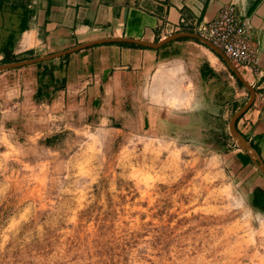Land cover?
Instances as JSON below:
<instances>
[{
	"label": "rangeland",
	"instance_id": "1",
	"mask_svg": "<svg viewBox=\"0 0 264 264\" xmlns=\"http://www.w3.org/2000/svg\"><path fill=\"white\" fill-rule=\"evenodd\" d=\"M18 102L0 99V264H264L248 203L263 175L209 133L152 136L132 106L81 121Z\"/></svg>",
	"mask_w": 264,
	"mask_h": 264
},
{
	"label": "crops",
	"instance_id": "2",
	"mask_svg": "<svg viewBox=\"0 0 264 264\" xmlns=\"http://www.w3.org/2000/svg\"><path fill=\"white\" fill-rule=\"evenodd\" d=\"M231 3L249 22L260 69L253 73L237 68L255 89L257 105L236 127L264 161V0H0L1 62L123 39L1 71L0 99L20 98L23 106L60 109L81 121H101L104 115L117 116L122 107H137L142 127L152 136L201 138L209 133L224 153L234 154L239 169L249 168L251 164L244 166L237 157L243 151L227 118L245 105L246 93L239 92L220 58H212L210 47L192 36ZM178 34L183 36L158 48L143 44ZM171 91L179 95L175 102L166 96ZM261 180L253 188H264Z\"/></svg>",
	"mask_w": 264,
	"mask_h": 264
},
{
	"label": "built area",
	"instance_id": "3",
	"mask_svg": "<svg viewBox=\"0 0 264 264\" xmlns=\"http://www.w3.org/2000/svg\"><path fill=\"white\" fill-rule=\"evenodd\" d=\"M199 35L220 48L237 68L260 73L258 48L249 22L238 15L235 3L224 6L216 19L200 28ZM253 105H257V98Z\"/></svg>",
	"mask_w": 264,
	"mask_h": 264
},
{
	"label": "water",
	"instance_id": "4",
	"mask_svg": "<svg viewBox=\"0 0 264 264\" xmlns=\"http://www.w3.org/2000/svg\"><path fill=\"white\" fill-rule=\"evenodd\" d=\"M181 36H183V35L182 34L173 35L171 37H168L164 40L159 41L158 43H154V44L143 43V44L150 46V47L158 48V47H161L163 44H165L171 40H174L178 37H181ZM192 36L199 39L202 43H204L205 45L210 47L212 50H214L218 55H220L222 57V59L227 63L229 68L234 72V74L239 79V81L242 82V84L244 86H246V88L249 90L250 97H249L248 101L245 103V105L241 109L236 111V113L233 115V117L230 120L229 127H230L231 136L233 137V139L236 142V144L238 145V147H240L241 151H243L245 154H247L251 158V160L255 164V166L264 175V161L262 160L260 154L253 147V145L244 137V135L238 131V129L236 127L237 120L244 113H246V111L253 105V102L256 98L255 89L249 84V82L245 79V77L242 75V73L237 69V67L234 65V63L225 55V53L220 48L215 46L211 41L201 37L200 35L193 34ZM103 41L116 42V41H123V39L117 38V39L99 40V41L81 44V45L75 46L73 48L60 51V52L51 53V54L46 55V56L31 58L28 60H18V61H12L9 63H2V64H0V72L5 71V70L14 69V68H19V67H22L25 65H31V64H36V63L45 62V61L53 60L56 58H60V57L65 56L69 53L79 51L83 48H86V47L91 46L95 43H100Z\"/></svg>",
	"mask_w": 264,
	"mask_h": 264
},
{
	"label": "trees",
	"instance_id": "5",
	"mask_svg": "<svg viewBox=\"0 0 264 264\" xmlns=\"http://www.w3.org/2000/svg\"><path fill=\"white\" fill-rule=\"evenodd\" d=\"M202 44L205 45L204 43H202ZM205 46L208 47L207 45H205ZM212 51L220 58V60L226 65V67H228L231 74L236 78L237 82L243 86V84L239 81V79L236 77L234 72L229 68L227 63L222 59V57L220 55H218L214 50H212ZM13 59H14V61H17L16 58H13ZM4 61H5V59H4ZM4 61H2V62L0 61V64L5 63ZM217 142H218V140H217ZM252 145L255 149L258 150V148L255 144L252 143ZM237 157L244 164V166H246L248 164L253 165L251 158L247 154H245L243 152H238ZM248 203L252 207V209H254L255 211L264 213V188H262L260 186H256L255 188H253L249 193V202Z\"/></svg>",
	"mask_w": 264,
	"mask_h": 264
},
{
	"label": "bare ground",
	"instance_id": "6",
	"mask_svg": "<svg viewBox=\"0 0 264 264\" xmlns=\"http://www.w3.org/2000/svg\"><path fill=\"white\" fill-rule=\"evenodd\" d=\"M31 40V39H30ZM206 47V46H205ZM209 49V48H208ZM211 53V52H210ZM211 56H212V58L213 59H215V60H219V57L216 55V54H213V53H211L210 54ZM173 66V65H172ZM181 66V65H180ZM174 68V67H173ZM172 68V69H173ZM182 68V67H181ZM170 69H171V67H170ZM175 70V69H174ZM181 70H183V69H181ZM169 71V70H168ZM180 71V70H179ZM158 72V71H157ZM176 74V73H175ZM158 75V74H157ZM162 76V75H161ZM159 77V76H158ZM172 78H174V77H172ZM160 80V79H159ZM167 80H169V79H167ZM162 81H165V80H162ZM178 82V81H177ZM172 85V84H171ZM182 87V86H181ZM171 89V88H170ZM183 89V88H182ZM158 91V90H157ZM160 91V90H159ZM158 91V92H159ZM167 91V90H166ZM149 92H151V90L149 91ZM148 92V93H149ZM171 93V94H170ZM169 94H166V96H169V98H173L172 100L175 102V99L177 98V96H179V95H177V92L176 93H174L173 91H171ZM158 94V93H157ZM182 94V93H181ZM191 94V93H190ZM151 95V94H150ZM185 95V94H184ZM182 96V95H181ZM184 97V96H183ZM183 97H181V98H183ZM186 98V97H185ZM184 98V99H185ZM188 98V97H187ZM160 99H161V97H160ZM160 99H158L157 101H160ZM166 99V98H165ZM178 99V98H177ZM190 99V98H189ZM162 100V99H161ZM187 100V99H186ZM185 100V101H186ZM180 101V100H179ZM184 101V102H185ZM188 102V101H187ZM181 103H182V100H181ZM179 104V103H178ZM175 105V104H174ZM176 105H177V103H176ZM262 219V218H261ZM263 220V219H262ZM261 220V221H262ZM262 224L264 225V220L262 221Z\"/></svg>",
	"mask_w": 264,
	"mask_h": 264
},
{
	"label": "flooded vegetation",
	"instance_id": "7",
	"mask_svg": "<svg viewBox=\"0 0 264 264\" xmlns=\"http://www.w3.org/2000/svg\"><path fill=\"white\" fill-rule=\"evenodd\" d=\"M253 163V162H252ZM254 164V163H253ZM255 165V164H254ZM260 173H261V171H260ZM262 174V173H261ZM263 175V174H262ZM263 177H264V175H263Z\"/></svg>",
	"mask_w": 264,
	"mask_h": 264
}]
</instances>
